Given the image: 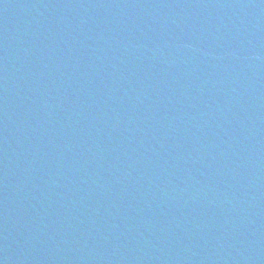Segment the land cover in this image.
<instances>
[{"label":"water","instance_id":"water-1","mask_svg":"<svg viewBox=\"0 0 264 264\" xmlns=\"http://www.w3.org/2000/svg\"><path fill=\"white\" fill-rule=\"evenodd\" d=\"M0 264H264V0H0Z\"/></svg>","mask_w":264,"mask_h":264}]
</instances>
